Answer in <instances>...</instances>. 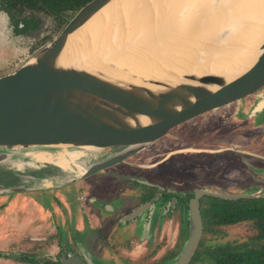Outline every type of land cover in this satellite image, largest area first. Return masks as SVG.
Returning <instances> with one entry per match:
<instances>
[{
	"label": "water",
	"instance_id": "1",
	"mask_svg": "<svg viewBox=\"0 0 264 264\" xmlns=\"http://www.w3.org/2000/svg\"><path fill=\"white\" fill-rule=\"evenodd\" d=\"M116 1L123 2L121 13L127 12L130 21L126 5L130 0H91L57 37L18 69L0 76V165L28 157L29 149H121L81 174L57 181L68 185L147 148L226 128L264 102V42L255 63L237 71L227 60L176 42H123L126 25L110 31L109 17L97 29L85 28ZM146 64L203 83L205 97L188 98L169 78L136 67ZM204 196L258 198L264 196V187L242 194L195 189L188 205V236L171 264H190L197 253L203 237L200 199ZM85 259L62 254L61 263L87 264Z\"/></svg>",
	"mask_w": 264,
	"mask_h": 264
},
{
	"label": "flooded vegetation",
	"instance_id": "2",
	"mask_svg": "<svg viewBox=\"0 0 264 264\" xmlns=\"http://www.w3.org/2000/svg\"><path fill=\"white\" fill-rule=\"evenodd\" d=\"M0 13V22H3V26L0 27V54L5 58L4 61L7 66H15L16 69L39 49L57 37L66 25L61 27L53 16L36 9H28L21 15L20 18L25 19L26 23L21 21L16 24L17 17L13 18L3 9H0ZM44 15L56 22V25L60 28V32L57 34L53 32L45 36L42 34L39 42H33L30 39L33 34H37L44 29ZM258 36H260L259 43L262 45L264 42V28L260 32L253 34L248 44L250 48L248 49L247 47L246 50H250L256 46ZM261 116H264V102L261 108L257 105L231 123V125L236 124V127L245 124L247 132L250 130L251 134L246 135L247 132L240 134L237 129H233L231 135L227 138L246 139L248 145H251V143L258 145L264 143V120H259ZM216 131L218 130L209 133ZM203 134L197 135L195 139L203 136ZM191 138L145 149L127 158L125 162L101 171L102 173L99 175L100 179L98 180L100 183H110L113 185L114 180L122 181L125 179L134 182L125 183V187L118 190H107L105 197L104 195L102 197L98 195L90 196L92 204L90 222L95 220L99 230L105 229L109 231L112 238L117 241L116 245H112L117 247V251L120 253L117 257L121 258L126 264H171L173 258L180 253L183 243L188 236V205L189 200L194 196L196 188L181 189L178 184L173 183L175 181L168 180L166 175L155 172L154 168L178 156H184L186 162L189 163V160L196 159V156L192 154H204V156L211 154L217 156L228 151H235L237 153L236 148H239L235 145L220 144L219 142L225 138L220 141L218 139L215 142L216 145L211 144L213 147L205 146L206 144L204 145L202 141L196 143ZM252 139L255 140L253 141ZM120 150H108L101 155L96 153L94 157L92 154L87 153L88 160L94 159L92 163H95ZM163 150H168L163 157L150 164L147 163L148 160L159 155ZM134 156L139 158L133 160L134 158L132 157ZM204 156H201L200 159L203 160ZM47 164L49 163L40 165L43 167L42 176L49 178L46 183L47 185L41 184L38 180L39 177L36 175L24 177V175L14 174L9 169L3 172V174L1 173L0 181L6 179L10 182L12 176H15L17 180L33 181V183L22 184L21 186L16 184L18 185V191L4 188L0 190H5L4 193L31 192L35 190H48L50 192L61 189L64 186H71L70 184L62 186L57 183L62 178L70 176L69 168L63 169L52 164L50 168L54 169V171L47 168ZM179 164L183 165L184 163L180 162ZM203 164H207V162ZM40 166L36 168L41 169ZM8 167L13 169L11 166ZM128 168L144 170L142 173H144L145 177H127ZM190 177L199 178L201 176L192 175ZM80 181L77 183H80ZM98 182H94V185L98 186ZM108 193L113 195L110 196ZM116 195L122 200L116 204L109 202L107 198L115 197ZM203 198L200 199V209ZM80 199H83V197L80 196ZM24 201L27 208H32L30 214L7 215L0 218V256L21 254L22 256L20 255L19 258L26 261L23 262L24 264H62V254H74L80 256L82 259L83 257L86 258L85 262L87 264H107L103 260L105 257L98 259L89 247L88 251L86 250V253L82 254L83 248L80 250L76 242L72 244L64 241L62 238V228L53 220L57 209L50 210V208H46L40 201H35L31 198H27ZM102 212L104 213V217L101 216ZM93 214H99L100 217L94 218ZM109 221H112V224ZM175 222L177 223V229H175V235L172 236V227ZM92 227L94 228L92 229L93 231L89 232L95 233L97 228L96 226ZM168 233H170L169 236ZM45 247L48 250H45ZM40 256L50 257L52 260L45 262L36 261V258Z\"/></svg>",
	"mask_w": 264,
	"mask_h": 264
},
{
	"label": "rangeland",
	"instance_id": "3",
	"mask_svg": "<svg viewBox=\"0 0 264 264\" xmlns=\"http://www.w3.org/2000/svg\"><path fill=\"white\" fill-rule=\"evenodd\" d=\"M44 17V29H42L37 34H33L32 38H30L33 40V42H39V40L42 38V34H44L45 36L53 32H55L56 34L60 32V28H58L56 22L52 18L47 17L46 15H44ZM1 26H3V22H0V27ZM262 28H264V19L257 23V25L255 26L254 33L256 34L257 32H260ZM257 38L258 42L256 46H254V48L248 50L250 48V46L248 47L249 41L251 40L250 38L245 44L246 48L248 47V49L246 50V48H243L241 51L237 52L228 62H231L232 65L244 64V66H251L252 64H254L257 59V56L260 53H258V51L262 46L261 43H259L260 36H258ZM4 59L5 58L2 57V54H0V75L16 70L15 66H7ZM262 105L263 102L259 105V108H261ZM259 120L263 121L264 116H261ZM236 126V124L229 125L228 127L220 129L216 132L204 133L201 137L199 136L195 139L196 136H194V138L191 139L192 141H196V143L202 141L204 142V145L206 144L205 146L213 147V145L211 144L216 145L215 142L218 141V139L220 141L221 139L225 138L219 143L238 146L239 148L235 147L237 153L235 151H228L223 153L222 155L217 156L211 154L207 156H204V154H192L196 156V159L189 160V163L186 162L184 156H178L170 160L169 162L157 168H154L155 172L160 173L162 175H166V178L168 180L175 181L173 183L178 184L180 188L184 190L195 187L196 189H206L214 192L222 191L228 194L253 193L258 191L259 189L264 187V143H261L260 145L251 143V145H248L246 139L240 140L234 138H227L231 135L233 129H237L238 133L240 134L247 132V127L245 126V124H241L239 127ZM249 133L251 134L252 132L248 130L246 135H249ZM252 140L254 141L255 139ZM175 146L178 147L177 145ZM43 151H47L52 154L62 152L58 150ZM166 151L163 150L159 155L154 156L151 160H148L147 163L150 164L151 162L160 159L161 157H163ZM85 152L92 154V156L94 157V154L98 153L101 155L105 151L102 150ZM201 156H204L203 160L200 159ZM30 158L29 156H25L14 161L17 166H20L21 164L24 165L26 163H30L28 165H25L20 170H17L15 168L11 169L10 167H8V163L0 165V176L1 173L3 174V172L10 169L14 174L24 175V177H27L29 175H36L39 177L38 180L41 184H46L49 178L42 176L43 167L40 166L41 169H38L34 166L32 167L31 164L33 163V161L32 158ZM132 158H134L133 160H135L139 157L134 156ZM92 162H94V159L87 160V167L90 166ZM180 162L184 164L180 165ZM206 162L207 164H203ZM50 166H52V164L46 165L47 168H50ZM143 171L144 170L137 168H128L126 176L143 178L145 177L144 173H142ZM101 173L102 172H97L91 175L90 177L81 180L80 183L76 182L70 184L71 186H64L63 188L57 189L56 191L52 190L49 192L48 190H35L31 192H2L0 193V218L7 215L30 214L32 208H27L25 206L24 200H26L27 198H31L35 201H40L46 208H50V210L57 209V211H55L53 220H55L60 225V228H62V238L66 243L70 242L72 244H75L76 242L80 250L81 248H83V251H81L82 254L86 253V250L88 251L89 247L98 259L105 257V259L103 260H105L107 264H126L124 261L121 260V258L117 257L120 253H118L117 247L112 246L113 244L116 245L117 241L112 238V236L109 234V231H106L105 229L99 230L97 222L95 220H92V223L90 222V210L92 206L90 202V196L98 195L102 197L104 195L105 197V195L107 194V190H118L125 187V183L134 182L125 179L122 181L114 180L113 185L110 183L103 184L98 182V180L100 179L99 175ZM189 175H200L201 177L192 178ZM94 182H98V186H95ZM28 183H33V181L29 182L27 180H17L15 176H12L10 182L6 179L0 181V189L18 188V185L16 184H19V186H21L22 184L26 185ZM108 195L112 196L113 194L108 193ZM80 196H82L83 199H80ZM107 199L109 200V202L115 204L119 203L122 200L118 195ZM103 214L104 213L102 212V217H104ZM93 215L94 218L100 217L99 214ZM109 223L112 224V221H109ZM92 226H96L97 228L95 233L89 232L93 231L92 229L94 228ZM172 229L173 231L171 235L174 236L175 229H177L176 222L173 223ZM251 234L252 232L249 227L245 226L244 224H241L231 227L229 237L227 238H244ZM169 235L170 233H168V236ZM45 250H48L47 247H45ZM20 255L21 254H8L7 256L2 255L0 256V264H24L23 262L26 261L24 259L22 260L21 258H19Z\"/></svg>",
	"mask_w": 264,
	"mask_h": 264
},
{
	"label": "bare ground",
	"instance_id": "4",
	"mask_svg": "<svg viewBox=\"0 0 264 264\" xmlns=\"http://www.w3.org/2000/svg\"><path fill=\"white\" fill-rule=\"evenodd\" d=\"M122 3H112L85 28L97 29L109 17L110 31L126 25L127 30L124 29L120 37L123 42H176L227 61L246 48L245 44L253 36L255 26L264 19V0H130L126 3L130 21L127 12L121 13ZM108 36L111 37V34ZM251 66L231 65L237 71L247 70ZM136 67L143 73H158L169 78L172 85L188 98L202 100L205 97V85L183 73L150 64ZM61 151L57 154L36 149L24 152L32 158V167L49 163L63 169L69 168L70 176L79 175L86 169L88 154L84 150ZM7 163L17 170L30 164L17 166L14 161Z\"/></svg>",
	"mask_w": 264,
	"mask_h": 264
},
{
	"label": "trees",
	"instance_id": "5",
	"mask_svg": "<svg viewBox=\"0 0 264 264\" xmlns=\"http://www.w3.org/2000/svg\"><path fill=\"white\" fill-rule=\"evenodd\" d=\"M90 1L0 0V9L17 17L16 24L26 23L21 15L28 9H36L53 16L63 27ZM201 214L203 237L191 264H264V196L241 199L204 196ZM241 224L248 226L252 234L227 238L231 227Z\"/></svg>",
	"mask_w": 264,
	"mask_h": 264
},
{
	"label": "crops",
	"instance_id": "6",
	"mask_svg": "<svg viewBox=\"0 0 264 264\" xmlns=\"http://www.w3.org/2000/svg\"><path fill=\"white\" fill-rule=\"evenodd\" d=\"M30 158V157H29ZM31 159V158H30ZM63 186V185H62Z\"/></svg>",
	"mask_w": 264,
	"mask_h": 264
}]
</instances>
